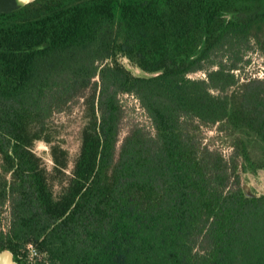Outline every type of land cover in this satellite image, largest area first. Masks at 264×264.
Returning a JSON list of instances; mask_svg holds the SVG:
<instances>
[{"label": "trees", "instance_id": "obj_1", "mask_svg": "<svg viewBox=\"0 0 264 264\" xmlns=\"http://www.w3.org/2000/svg\"><path fill=\"white\" fill-rule=\"evenodd\" d=\"M252 54L264 0H0V250L264 264V193L241 181L264 170V80L236 72ZM122 95L150 130L119 139ZM79 101L72 153L56 118Z\"/></svg>", "mask_w": 264, "mask_h": 264}, {"label": "rangeland", "instance_id": "obj_2", "mask_svg": "<svg viewBox=\"0 0 264 264\" xmlns=\"http://www.w3.org/2000/svg\"><path fill=\"white\" fill-rule=\"evenodd\" d=\"M121 61L129 67L133 73L138 74L139 71L135 68H132L126 59L121 58ZM253 63V61H252ZM255 64V63H253ZM253 65H250V67H245L244 73H250L254 71L255 67H252ZM195 77H204L205 73L202 71H198L191 74ZM121 102L124 108V117L121 122V131L119 134V139H121L127 131L132 127L133 125H140L145 127L147 130L151 129L150 121L144 111L139 107L138 103L136 102L135 98L131 96H121ZM81 101L76 104L72 111L67 115L64 113L57 114V121L61 122L64 125V132H62L63 137L66 139V144L70 148L71 152L74 153V151L77 148V131L78 127L82 123V116H81V108L80 104ZM36 151L43 157V159L47 163H51L49 154H48V147L42 143L39 142L36 144L35 147ZM242 185L244 186L245 190L250 192V187L253 186L257 191H264V171L259 172V176L257 178L248 175L242 176Z\"/></svg>", "mask_w": 264, "mask_h": 264}, {"label": "flooded vegetation", "instance_id": "obj_3", "mask_svg": "<svg viewBox=\"0 0 264 264\" xmlns=\"http://www.w3.org/2000/svg\"><path fill=\"white\" fill-rule=\"evenodd\" d=\"M252 61L255 64H253ZM250 65H253L252 67H255V65H256L254 71H252L250 73H244L245 68L242 71L236 70V72L240 73V75H241L240 81L244 80L245 75H246V78L250 77V78H255V79L257 78V79L264 80V59H263V57L259 56L258 54H252L251 60L246 66L250 67Z\"/></svg>", "mask_w": 264, "mask_h": 264}, {"label": "water", "instance_id": "obj_4", "mask_svg": "<svg viewBox=\"0 0 264 264\" xmlns=\"http://www.w3.org/2000/svg\"><path fill=\"white\" fill-rule=\"evenodd\" d=\"M33 0H16V3L20 6L25 5ZM264 170H260L262 172ZM261 193H264V191H260ZM0 264H20L15 258L14 253L10 248H3L0 250Z\"/></svg>", "mask_w": 264, "mask_h": 264}, {"label": "built area", "instance_id": "obj_5", "mask_svg": "<svg viewBox=\"0 0 264 264\" xmlns=\"http://www.w3.org/2000/svg\"><path fill=\"white\" fill-rule=\"evenodd\" d=\"M33 250V249H32Z\"/></svg>", "mask_w": 264, "mask_h": 264}]
</instances>
